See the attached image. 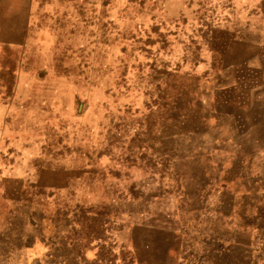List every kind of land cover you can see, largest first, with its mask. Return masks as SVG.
<instances>
[{
	"label": "rangeland",
	"instance_id": "374dc122",
	"mask_svg": "<svg viewBox=\"0 0 264 264\" xmlns=\"http://www.w3.org/2000/svg\"><path fill=\"white\" fill-rule=\"evenodd\" d=\"M263 22L264 0H0V264H264V158L220 98Z\"/></svg>",
	"mask_w": 264,
	"mask_h": 264
},
{
	"label": "crops",
	"instance_id": "0c3cea01",
	"mask_svg": "<svg viewBox=\"0 0 264 264\" xmlns=\"http://www.w3.org/2000/svg\"><path fill=\"white\" fill-rule=\"evenodd\" d=\"M257 28L263 32L264 22ZM253 38L239 42V50L233 57L239 63L254 62L256 69L248 71L245 80L240 79L236 85L225 87L220 98L221 104L233 111L228 116L233 130H229L228 134L233 137V134L236 135L234 126H244L246 130L238 132V139L251 142L248 148L252 151L247 154L264 158V37L261 40ZM244 47L249 49L250 53L246 57L242 52Z\"/></svg>",
	"mask_w": 264,
	"mask_h": 264
}]
</instances>
